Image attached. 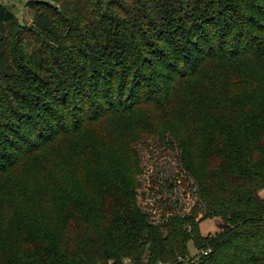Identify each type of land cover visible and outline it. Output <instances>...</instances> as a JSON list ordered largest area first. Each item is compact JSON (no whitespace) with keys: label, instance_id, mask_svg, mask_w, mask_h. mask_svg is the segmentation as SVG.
Wrapping results in <instances>:
<instances>
[{"label":"trees","instance_id":"obj_1","mask_svg":"<svg viewBox=\"0 0 264 264\" xmlns=\"http://www.w3.org/2000/svg\"><path fill=\"white\" fill-rule=\"evenodd\" d=\"M25 6L28 26L0 4V178L69 135H88L92 161L74 176L80 198L55 213L8 210L0 264H264V101L233 95L224 73L264 68V0ZM189 78L188 110L196 93L208 104L196 122L175 108ZM112 133L132 135L104 147ZM156 153L174 165L166 179L142 167ZM156 185L167 197L154 219L141 203ZM204 218L216 228L201 236Z\"/></svg>","mask_w":264,"mask_h":264},{"label":"rangeland","instance_id":"obj_2","mask_svg":"<svg viewBox=\"0 0 264 264\" xmlns=\"http://www.w3.org/2000/svg\"><path fill=\"white\" fill-rule=\"evenodd\" d=\"M25 2L26 0H0V4L8 8L20 23L28 26L31 22L32 12L25 6ZM257 18L261 19V16H257ZM246 65V63L240 61L226 64L224 67L225 74H230L232 79L233 77L237 79L235 84H229L232 87L230 89L231 93L241 97L248 91L253 90L255 96L252 98L264 101V68L258 70ZM198 84L195 78L186 79V81L182 83V97L175 102L177 111L195 122L200 120V115H205L208 105H206L207 101L201 98V96H203L202 94L196 93V102H194L192 106L193 109H195L188 110L187 95L185 93L188 89L193 90ZM184 94L185 98L183 97ZM130 125L131 123L129 121L122 119L121 126L127 128L131 133L134 132V130ZM131 135L132 134L116 135L112 133L111 136L103 137V145L104 147L105 145L117 146ZM88 141L87 134L69 135L61 140L56 147L44 148L43 150L40 149L33 155L27 156L16 170L14 169V171L10 170L8 172L10 176H8L7 179L0 178V233L10 230L8 224V210L11 207L15 206V210H17L18 213H22L23 211L55 213L56 210H54V208L57 206L58 208L61 207L65 199H67L66 197L70 200L80 198V196L76 195L77 191L80 189L77 187L78 179L74 176L77 174L80 175V173L86 171L87 159L89 158L85 149L88 145ZM141 155H143V153H141L140 156ZM163 157L162 153L154 154L151 159H146V157H144L142 160V167H153V170H157L159 178L162 176V178L166 179L168 178V172L172 170L174 165L171 160H166ZM187 185H189V182L186 186ZM182 188L184 189L183 186ZM182 188L180 186H175L173 188L175 191L174 197H176L183 206L188 207L194 202V198L191 194V189L187 188L185 189V196L181 197L179 192ZM164 191L162 187L156 185L154 191L149 193L142 200L141 208L150 212L154 219L157 216L156 209L161 205L155 206L154 202H157L158 199L162 197H167ZM80 192L83 195L86 191ZM258 194L259 196L264 195V190L260 191ZM197 227L199 234L205 236L215 230L216 224L214 220L204 218L198 222ZM186 252L188 256L194 254V248L190 241L186 243ZM123 263L125 264L126 260H123Z\"/></svg>","mask_w":264,"mask_h":264},{"label":"built area","instance_id":"obj_3","mask_svg":"<svg viewBox=\"0 0 264 264\" xmlns=\"http://www.w3.org/2000/svg\"><path fill=\"white\" fill-rule=\"evenodd\" d=\"M205 253V251H202V254H204Z\"/></svg>","mask_w":264,"mask_h":264},{"label":"crops","instance_id":"obj_4","mask_svg":"<svg viewBox=\"0 0 264 264\" xmlns=\"http://www.w3.org/2000/svg\"><path fill=\"white\" fill-rule=\"evenodd\" d=\"M264 189H262L261 191H263Z\"/></svg>","mask_w":264,"mask_h":264}]
</instances>
